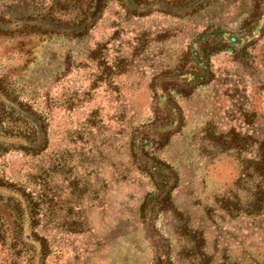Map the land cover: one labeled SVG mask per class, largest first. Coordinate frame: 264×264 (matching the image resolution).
Returning <instances> with one entry per match:
<instances>
[{
  "label": "rangeland",
  "instance_id": "obj_1",
  "mask_svg": "<svg viewBox=\"0 0 264 264\" xmlns=\"http://www.w3.org/2000/svg\"><path fill=\"white\" fill-rule=\"evenodd\" d=\"M48 2L0 0V17L36 15ZM260 11L264 0H217L184 17H134L112 3L79 39L20 46L0 38L1 84L45 123L42 151L0 155V181L34 206L33 232L44 241L38 264H150L139 210L153 186L129 143L151 118L161 76L179 109L177 131L143 150L177 177L153 221L169 261L264 264V210L246 207V166L264 139V24L244 49L209 37L242 33ZM192 49L207 81L184 91L190 83L176 75L197 71ZM15 252L0 245V264H25L28 255Z\"/></svg>",
  "mask_w": 264,
  "mask_h": 264
},
{
  "label": "trees",
  "instance_id": "obj_2",
  "mask_svg": "<svg viewBox=\"0 0 264 264\" xmlns=\"http://www.w3.org/2000/svg\"><path fill=\"white\" fill-rule=\"evenodd\" d=\"M217 0H49L42 13L5 19L0 17V38L13 39L18 45L26 46L31 39L64 37L79 39L85 36L101 18L109 4L114 3L126 14L145 17L159 13L171 17L194 14ZM252 27L237 35L212 32L209 37L219 39L233 49H244L255 41L264 24V11L255 16ZM200 39L199 41H201ZM195 46V45H193ZM190 59L197 71L182 73L177 70L176 78L193 87L204 84L199 74L204 71V58L194 49ZM198 80V81H196ZM169 80L161 76L152 85L151 118L148 123L134 130L130 137L132 161L146 172L153 190L145 195L140 207L141 229L153 250L150 264H172L168 259L163 239L153 227L155 215L169 202L176 188L174 171L143 150L144 142L161 147L163 141L177 131L179 109L168 93ZM45 146V123L31 109L12 98L0 82V155L9 151L37 154ZM255 153L246 168L253 178L250 200L246 205L250 211L264 210V139L255 145ZM141 166V167H140ZM36 225L34 206L18 188L0 181V245L8 252L28 255L25 264H38L44 241L33 232ZM155 243V244H154ZM153 244L155 246H153ZM160 248V249H158ZM193 264H205L203 262Z\"/></svg>",
  "mask_w": 264,
  "mask_h": 264
}]
</instances>
